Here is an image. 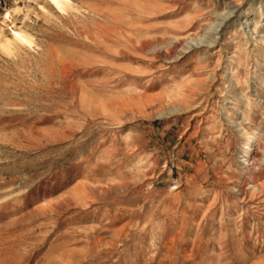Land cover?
I'll return each mask as SVG.
<instances>
[{"label":"rangeland","instance_id":"rangeland-1","mask_svg":"<svg viewBox=\"0 0 264 264\" xmlns=\"http://www.w3.org/2000/svg\"><path fill=\"white\" fill-rule=\"evenodd\" d=\"M58 1L0 0V264H264V0Z\"/></svg>","mask_w":264,"mask_h":264},{"label":"bare ground","instance_id":"bare-ground-1","mask_svg":"<svg viewBox=\"0 0 264 264\" xmlns=\"http://www.w3.org/2000/svg\"><path fill=\"white\" fill-rule=\"evenodd\" d=\"M57 3L59 4L60 2L57 0ZM232 12H234V10H232L230 13H232ZM230 13L227 14V15H225V16L223 17L222 22H220L218 25H221V24H223V22H226L225 20L228 19V18L230 17ZM252 150H254L253 144H252V143H249V144H248V147H247V153H246L247 156L249 155V153H250ZM255 160H256V159H255ZM251 189H253V188H251ZM253 264H263V263H262V262H254Z\"/></svg>","mask_w":264,"mask_h":264}]
</instances>
